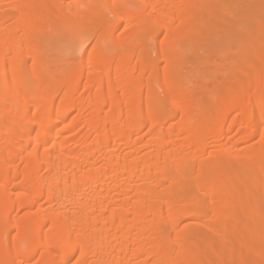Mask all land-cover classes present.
<instances>
[{
	"label": "bare ground",
	"instance_id": "1",
	"mask_svg": "<svg viewBox=\"0 0 264 264\" xmlns=\"http://www.w3.org/2000/svg\"><path fill=\"white\" fill-rule=\"evenodd\" d=\"M69 1L0 0V264H264V0Z\"/></svg>",
	"mask_w": 264,
	"mask_h": 264
},
{
	"label": "rangeland",
	"instance_id": "2",
	"mask_svg": "<svg viewBox=\"0 0 264 264\" xmlns=\"http://www.w3.org/2000/svg\"><path fill=\"white\" fill-rule=\"evenodd\" d=\"M234 1L235 0H232L231 3H233ZM242 1H244V3H238V6L244 5V8L242 9V14L247 18V19H245L246 21L244 20L243 23L241 22V24L239 25L237 30L235 32H232L231 34H228L227 36H225L220 42H218V45H223V46L227 47L230 44L231 39L233 37L234 38L237 37L236 40H238V41L240 40L241 42L242 41L244 42V41H246V38L248 36H250L251 34H256V32H254L255 29L257 28V25H258V23H256L257 22L256 20L262 18V14L258 13L256 11L255 6L251 5L248 2L249 0H242ZM69 2H71V5H72L71 8L75 9V7H76V9L78 11L84 12L85 8H84L83 4H84V2H86V0H70ZM102 5H103V1L100 2L99 7H102ZM224 5H226V4L217 5L216 9H217L218 14H222L224 12V10L227 9L226 7L231 6V5H227V6H224ZM232 5H234V4H232ZM115 17L116 16H114V17L111 16L110 20H114ZM218 21H220V20H218ZM123 24L125 25L126 22ZM220 25H222V24L220 23ZM218 26H219V24H218ZM97 33L98 32H96V31L89 30L88 32L83 33L81 36H79V39L82 42H86V45H88V47H89V46H91L92 39L96 36ZM106 39H108V38H106ZM105 41H107V40H105ZM215 41H212V42H215ZM60 45L62 47V48H60V52H57L56 54H54L51 57V59L53 61V63H52V65H53L52 69L53 70H56V68L57 69L60 68L65 63H71V62L75 63V61H76V58H72V56H70L69 53H67L65 51L66 46L68 44H66L65 41H62V42H60ZM231 53L228 54L226 52L225 54H221V53L217 54L219 57H222V56L224 57V56H226V54H228V59H226L227 60L226 63L222 65L223 69H226L229 66L235 64L234 61L232 62V60H233L232 56H234V54L232 55ZM202 55H203V57H205V56L207 57L209 54L204 55V53H203ZM217 55L215 56V54L214 55L210 54L208 56L209 58H206L209 60L211 58L210 61L207 60L209 63L206 65L204 64V65L200 66L201 70H202L201 71L202 72L201 78H197L196 76H194V73H189V71H187V72L190 75L189 76L190 80H196V82H195L196 86H198L199 84H204V83L211 86V84L215 81V82L222 84L221 88H222V92L224 93L226 90V88H225L226 86L224 84L226 83L227 80H214L215 77H219L222 73L220 68L216 67L217 63L219 62L218 61L219 58ZM70 78L74 79V77H70ZM257 255L259 256V254H257ZM242 258L246 259L245 256H242ZM228 263L229 262H225V264H228Z\"/></svg>",
	"mask_w": 264,
	"mask_h": 264
}]
</instances>
